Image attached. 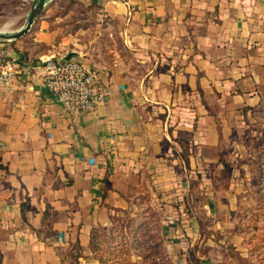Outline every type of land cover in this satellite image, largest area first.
Returning <instances> with one entry per match:
<instances>
[{
    "label": "crops",
    "instance_id": "crops-1",
    "mask_svg": "<svg viewBox=\"0 0 264 264\" xmlns=\"http://www.w3.org/2000/svg\"><path fill=\"white\" fill-rule=\"evenodd\" d=\"M31 2L0 0V30ZM4 44L19 87L0 100V264H66L67 248L150 195L162 233L192 242L198 227L175 222L173 203L184 214L195 182L208 215L231 216L227 162L264 151V0H52ZM57 53L95 68L109 101L66 112L34 68Z\"/></svg>",
    "mask_w": 264,
    "mask_h": 264
},
{
    "label": "rangeland",
    "instance_id": "rangeland-1",
    "mask_svg": "<svg viewBox=\"0 0 264 264\" xmlns=\"http://www.w3.org/2000/svg\"><path fill=\"white\" fill-rule=\"evenodd\" d=\"M3 11L8 18L15 16L19 9L3 6ZM8 25L0 21V29ZM227 164L229 170L226 172L232 179L229 189L237 192L231 216L218 213L208 215L207 197L200 193L202 189L196 182L188 186L187 197H183L184 214L179 212L178 203H173L178 211L175 222L180 223L179 220L186 218L198 227L197 238L192 242L184 240L183 236L181 240L177 239L172 232L170 235L165 233V243L176 239L179 240L177 244L175 242L177 247L166 246L162 256L143 258L140 241L151 234L154 220L164 217L151 204L150 195L145 200L144 197L138 199L130 211L120 215L121 219L104 226L103 234L96 238L95 249L85 248L82 251L77 247L67 248L65 255L69 261L66 264H185L186 248L196 242L202 249L197 253L202 264H264V151L246 152L232 165ZM224 217H230L228 220L232 222V227L230 225L226 229L220 225ZM207 237L210 239L207 240ZM238 237L242 238L240 242ZM235 241L237 249H234ZM229 246L232 254L228 253Z\"/></svg>",
    "mask_w": 264,
    "mask_h": 264
},
{
    "label": "built area",
    "instance_id": "built-area-1",
    "mask_svg": "<svg viewBox=\"0 0 264 264\" xmlns=\"http://www.w3.org/2000/svg\"><path fill=\"white\" fill-rule=\"evenodd\" d=\"M35 74L43 88L66 111L73 114L95 112L106 104L110 88L101 82L98 71L64 53L49 55L35 64ZM19 70L8 55L5 44L0 42V100L11 102L19 87Z\"/></svg>",
    "mask_w": 264,
    "mask_h": 264
},
{
    "label": "trees",
    "instance_id": "trees-1",
    "mask_svg": "<svg viewBox=\"0 0 264 264\" xmlns=\"http://www.w3.org/2000/svg\"><path fill=\"white\" fill-rule=\"evenodd\" d=\"M118 219H121V216L118 214H111L110 220L111 223L116 222ZM200 226L201 222L199 221ZM162 219L157 217L154 220V224L151 226V234L147 235L146 238H142L140 241V248L142 249L143 258L149 259L153 255H163L164 253V234L162 233ZM105 230L104 226H98L94 228L90 234V241L88 244V249H95L96 247V238L103 234ZM144 249V250H143ZM201 246L197 244V242L193 246H187L186 255H185V264H202L200 258L197 256V253L201 252ZM146 251V253H145ZM229 254H232V250L229 246Z\"/></svg>",
    "mask_w": 264,
    "mask_h": 264
},
{
    "label": "water",
    "instance_id": "water-1",
    "mask_svg": "<svg viewBox=\"0 0 264 264\" xmlns=\"http://www.w3.org/2000/svg\"><path fill=\"white\" fill-rule=\"evenodd\" d=\"M51 1L52 0H32L23 24L11 32L0 30V42H9L28 33L38 16L46 9Z\"/></svg>",
    "mask_w": 264,
    "mask_h": 264
}]
</instances>
